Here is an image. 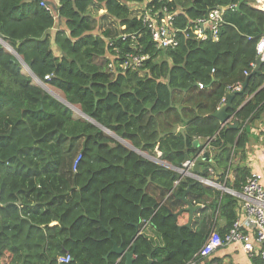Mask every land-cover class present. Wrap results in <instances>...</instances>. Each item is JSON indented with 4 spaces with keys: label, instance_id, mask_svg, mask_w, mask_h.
<instances>
[{
    "label": "trees",
    "instance_id": "1",
    "mask_svg": "<svg viewBox=\"0 0 264 264\" xmlns=\"http://www.w3.org/2000/svg\"><path fill=\"white\" fill-rule=\"evenodd\" d=\"M43 1L0 0V39L38 81L135 149L154 156L157 148L174 168L205 150L222 183L231 150L247 137L245 122L264 107V63L254 72L264 13L250 6L252 0H59L53 12L40 6ZM230 6L216 41L196 38L194 21ZM135 7L141 15L175 14L178 46L155 49L141 15L131 16ZM230 12L249 23L251 40L232 24ZM107 21L115 27L104 26ZM127 55L147 59L139 70H123ZM248 77L227 111L239 126L221 127L213 114L226 103L228 89ZM73 112L23 74L0 44V264H64L58 259L66 255L67 264H117L114 254L104 260L111 241L123 249L135 246L132 264H147L153 249L152 264L190 260L208 229H179L170 212L183 205L187 187L193 203L208 191L190 178L175 186L176 171L139 156ZM197 138L207 146L194 147ZM246 178L225 186L238 191ZM225 202L216 209L229 222L220 235L235 220L233 202Z\"/></svg>",
    "mask_w": 264,
    "mask_h": 264
},
{
    "label": "crops",
    "instance_id": "2",
    "mask_svg": "<svg viewBox=\"0 0 264 264\" xmlns=\"http://www.w3.org/2000/svg\"><path fill=\"white\" fill-rule=\"evenodd\" d=\"M47 1H52V0H47ZM135 10L136 12L132 11L131 13L132 17L137 16L141 12V9H135ZM134 13H136V15H132ZM231 19H232L231 21L232 24L237 26V28L243 32L244 36H247V37L255 36V32L252 30V28L249 26V23L246 20H242L239 18H233V17ZM243 21H245L246 23H244ZM71 108L73 109V107ZM73 111L77 112L74 109ZM234 120L235 119L232 116L228 124L233 125L232 121ZM245 132L247 134V137L242 143V145L237 149L231 150V166L227 170V173L222 183H220L219 173L214 174L212 172L211 167L209 166L210 164L200 165L198 167V170L196 171L192 169L193 165L191 166L185 165L188 161L194 164V161L196 159L200 160L203 154H205L209 158V155L205 150L201 151L194 160L185 161L182 168H179V169L174 168L173 166L162 161L161 154L157 148L154 151L155 152L154 156H149L148 154L138 150L141 153L139 156L147 160H150L153 163L160 165L161 167L176 171L180 175V179L177 182H175V186L178 184L180 180H184L185 178H190L200 183L201 186L208 191V193L204 195L205 197L201 203H193V202H190L186 198V195H188L191 190V187H187L185 189L184 195L180 198V200L183 202V205L178 206L176 211L170 212V214H172L177 219L179 229L190 228L192 232H197L199 230H202L203 228L208 229V233L206 234V237L204 238L202 244L200 245V248L211 233L219 234V230L228 226L229 222L225 219V217L218 210L216 211V209L221 210L222 203L225 199H226L225 203L233 202L234 204L233 213L235 215V218L241 215V210L239 208L237 200L234 197H232L225 189L218 187L219 185H222L226 188L225 186V182H226L230 184V186L233 188L234 185L236 184V179H242L243 177L246 178L248 177L249 174L253 172V173L260 174L262 176L261 185L264 189V107L263 108L260 107V109L254 115V117H252L250 121L245 122ZM105 133L110 138H114L112 136V133H107V132ZM114 140L116 139L114 138ZM196 140H198L199 146L202 145L203 143H204L203 144L204 148L207 146V141H202L199 138H197ZM210 160L211 159L209 158V163H210ZM169 166L171 168H169ZM206 176H209L210 179H207ZM205 181L214 182L218 186L209 185L205 183ZM241 184H239V187L241 186ZM227 189L230 190L229 188ZM226 197H230L231 199H227ZM182 198H184L185 200H183ZM185 201H187V203H190L192 206L196 207L193 210V212H188L184 210L187 208V203ZM213 212H215V215L213 214ZM56 225H57L56 223H52L50 227H53ZM140 233L142 234L141 231ZM149 233H150L149 234L150 236L148 238L151 239L155 243L154 244L155 246L157 245V247H161L162 245L161 242L159 243L156 237L150 231ZM184 240L185 239L182 238V242ZM153 251L154 249L150 253L151 264L155 262L154 260L155 258H152ZM110 255H108V257ZM105 262L108 263V260L107 261L105 260ZM122 262L124 263V260H119V261L117 260V264H120ZM203 264H261V262L257 256H254L252 258L248 257L242 251L240 245L231 244L227 247L216 250L205 260Z\"/></svg>",
    "mask_w": 264,
    "mask_h": 264
},
{
    "label": "built area",
    "instance_id": "3",
    "mask_svg": "<svg viewBox=\"0 0 264 264\" xmlns=\"http://www.w3.org/2000/svg\"><path fill=\"white\" fill-rule=\"evenodd\" d=\"M52 6L46 1L42 2V6L46 11L53 12V7H58L59 0H52ZM55 3V4H54ZM252 8L264 13V0H252ZM138 7L132 8L133 12ZM234 6L228 8L216 7L209 11L206 17L197 19L192 23V29L197 39L201 41L212 40L216 41L219 36L220 27L224 21L226 12L232 11ZM138 14L139 16L142 14ZM163 14L162 17L150 16L147 13L141 15V20L145 28L149 31L152 43L157 50H169L178 46L176 38V30L173 29V23L176 15L173 13ZM134 39V37H131ZM249 40L252 37H248ZM257 59L264 63V35H262L255 45ZM147 59L144 55H127L126 59L120 65L123 70L130 69L132 71L139 70L143 66V62ZM113 68L112 65H109ZM48 77H45L47 80ZM198 88L203 86L198 84ZM240 85H235L228 89L227 94L239 93ZM80 155L74 161L73 168L75 169ZM185 165L191 166L192 162L188 161ZM262 176L257 173H251L241 185L240 190H228L222 185H217L214 182L205 181L209 185H216L225 189L232 197H234L241 210V215L237 216L232 223L230 229L223 235L211 233L201 248L193 255L191 260L185 264H203L205 260L216 250L227 247L231 244L240 245L242 251L250 258L257 256L264 264V189L261 185ZM70 256H62L58 259L60 263L67 264L70 262Z\"/></svg>",
    "mask_w": 264,
    "mask_h": 264
},
{
    "label": "water",
    "instance_id": "4",
    "mask_svg": "<svg viewBox=\"0 0 264 264\" xmlns=\"http://www.w3.org/2000/svg\"><path fill=\"white\" fill-rule=\"evenodd\" d=\"M238 7H239V6H237L236 9H238ZM0 44H1L5 49H7L8 52L11 53V54H12V55H13V56H14V57L20 62V64H21L24 68H26V70H27L28 73L31 75V77H32L33 80H36L37 82H39L38 79H37V78L31 73V71H30L29 68L26 66V64H25L21 59H19V57H18L17 54L13 51L12 48H10L8 45H6V43H5L2 39H0ZM6 46H8V48H7ZM261 64H262V62H261L259 59H257V67H256V69H255L254 72L257 71L258 67H259ZM248 80H249V77L246 79V81H245L244 84L242 85L241 91L239 92L240 94H242V93L244 92L245 87H246V85H247V83H248ZM41 85H42V84H41ZM44 90H45V89H44ZM45 91H46V90H45ZM46 92H47V91H46ZM47 93H48V92H47ZM49 94H50L52 97H54L51 93H49ZM233 97H234L233 94H232V95H231V94H227V95H226V98H225L226 103L223 104L222 106H220V108H218V110L213 114V117H215V118L220 122L221 127H223V126H225L226 124H228L229 121L231 120V117H232V116L229 115V114L227 113V111H228L229 108H231V101H232ZM54 98L57 99V100H58L59 102H61L62 104L66 105V106H68V107H70V108L72 107V106H70L65 100H60V99L57 98V97H54ZM71 109H72V108H71ZM80 115H81V118H82V119L87 120V121L93 123L95 126H97L98 128H100V129L103 130L104 132L110 133V132L106 131L102 126L96 124V123L93 122L90 118H88V117H86L84 114H82L81 111H80ZM232 122H233V125L230 124L231 127H232V128H234V127L236 128V127L238 126V122H237L236 120H234V121H232ZM112 136H113L117 141H119L121 144H124V146H126L129 150H131V151L137 153L138 155L141 154L138 150H136L135 148H133L132 146H130V145H129L128 143H126L124 140L118 138L117 136H115V135H113V134H112ZM193 146H194V147H198V146H199V142H198V140H194V141H193ZM188 160H189V158H186V161H188ZM207 164H209V158H208L205 154H203V155L201 156L200 160L196 159V160L194 161V164H193L192 169L196 171V170H198V167H199L200 165H207ZM169 168H171V167L169 166ZM182 199L185 200L184 198H182ZM185 202L187 203V201H185ZM195 208H196L195 206H192L190 203H187V208L184 209V210H186V211H188V212H193V210H194ZM138 235H140V232H139V231H138L137 234L133 237L132 242H134V240L137 238ZM108 238L111 239V232H110V231H108ZM111 242H112V247H111L110 251L108 252V254L104 257V259L107 261V260H108V255H110V254H114V255H116V256L118 257V261H119V260H124V264H132L133 257H134V249H135V246L132 245L131 250H128V249H123L121 246L117 245V243L114 242V241H111ZM148 261H149L148 264H151V255H150V254L148 255Z\"/></svg>",
    "mask_w": 264,
    "mask_h": 264
},
{
    "label": "rangeland",
    "instance_id": "5",
    "mask_svg": "<svg viewBox=\"0 0 264 264\" xmlns=\"http://www.w3.org/2000/svg\"><path fill=\"white\" fill-rule=\"evenodd\" d=\"M46 2H47V0H45ZM51 2V1H50ZM52 3V2H51ZM56 7H57V4H56ZM103 13V11H99V13L98 14H102ZM230 13H233V12H230ZM132 15H136V13H134V14H132ZM233 18H240V16L239 15H237V14H230ZM231 17V18H232ZM231 21H232V19H231ZM110 21H107V22H102V23H105V24H103L104 26H106V23L107 24H109V25H111V26H113V27H115V25L114 24H111V23H109ZM244 23H246L245 21H243ZM105 28V27H104ZM7 50V49H6ZM8 51V50H7ZM21 65V64H20ZM21 68H22V73L23 74H25V75H29V73H28V71L26 70V68H24L22 65H21ZM46 88V90H48L53 96H55V97H57V98H59L60 100H63V97H62V95L58 92V91H56V90H53V89H50L49 87L47 88V87H45ZM75 108H77V107H75ZM78 109V108H77ZM73 115H74V117L75 118H79L80 116L78 115V113L77 112H73ZM114 139V138H113Z\"/></svg>",
    "mask_w": 264,
    "mask_h": 264
},
{
    "label": "clouds",
    "instance_id": "6",
    "mask_svg": "<svg viewBox=\"0 0 264 264\" xmlns=\"http://www.w3.org/2000/svg\"><path fill=\"white\" fill-rule=\"evenodd\" d=\"M52 3H53V1H51ZM55 4V3H54ZM34 82L35 83H37V84H39L43 89H45L46 90V86L44 85V84H42V83H40V82H37L36 80H34ZM42 84V85H41ZM48 88V87H47ZM241 88H242V86H241ZM47 91V90H46ZM48 92V91H47ZM49 93V92H48ZM73 110V109H72ZM80 118H81V116H80Z\"/></svg>",
    "mask_w": 264,
    "mask_h": 264
},
{
    "label": "bare ground",
    "instance_id": "7",
    "mask_svg": "<svg viewBox=\"0 0 264 264\" xmlns=\"http://www.w3.org/2000/svg\"><path fill=\"white\" fill-rule=\"evenodd\" d=\"M7 48H8V46H6ZM48 91V90H47ZM49 92V91H48ZM50 93V92H49ZM55 97V96H54ZM64 100V99H63ZM73 109L74 110H76L77 111V113H78V115H80V111L79 110H77V109H75L74 107H73ZM81 116V115H80Z\"/></svg>",
    "mask_w": 264,
    "mask_h": 264
}]
</instances>
